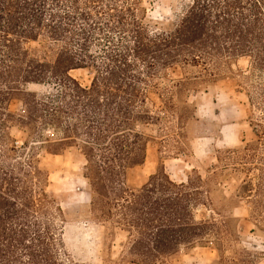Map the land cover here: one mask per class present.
Wrapping results in <instances>:
<instances>
[{"label": "trees", "instance_id": "trees-1", "mask_svg": "<svg viewBox=\"0 0 264 264\" xmlns=\"http://www.w3.org/2000/svg\"><path fill=\"white\" fill-rule=\"evenodd\" d=\"M241 58L250 63L254 138L224 151L223 168L206 180L193 170L175 182L162 170L126 189L127 172L146 159L150 139L141 128L160 121L156 103L178 128L189 117L192 82L160 87L164 74L191 67L200 69L195 82L216 81ZM76 70L92 71L91 83L82 85ZM14 100L20 112L10 109ZM13 130L25 135L21 145ZM72 147L85 159L91 213L116 218L128 233L127 264H165L207 239L222 243L228 231L238 238L240 221L227 213L235 202L223 196L217 207L214 199L231 175L264 232V0H189L167 21L148 20L144 0H0V264H78L37 160L38 151ZM202 206L210 219L197 217Z\"/></svg>", "mask_w": 264, "mask_h": 264}, {"label": "rangeland", "instance_id": "rangeland-1", "mask_svg": "<svg viewBox=\"0 0 264 264\" xmlns=\"http://www.w3.org/2000/svg\"><path fill=\"white\" fill-rule=\"evenodd\" d=\"M188 1L144 0V6L148 20L167 21L175 19ZM225 74L216 81L203 79L198 82L194 80L201 75L197 68L176 67L164 74L159 80L160 87H168L181 79L192 82L187 87V101L191 105L187 109L189 117L184 126L178 128L175 119L161 108L159 102L156 103L160 121L141 128L150 139L146 159L142 165L127 172L126 189L140 188L151 175L162 170L175 182H186L193 170L206 180L223 168L224 163L219 158L224 151L243 146L254 138L246 95L247 76L251 75L249 59L234 61ZM72 76L86 86L91 83L93 73L76 70ZM28 89L39 94L45 92V88L38 85H30ZM10 109L20 112L21 101L14 100ZM12 134L21 145L25 135L19 130H13ZM38 152L39 166L49 174L48 191L65 213L63 240L71 259L78 264H127L128 233L122 230L116 218L101 222L91 213L90 189L83 179L85 159L80 150L72 147L59 155L47 150ZM225 179L219 180L217 186L221 191L214 192V199L217 207L223 196L232 203H240L236 208L232 207L235 203L232 204L227 212L240 221L238 238L228 231L222 243L215 244L214 240L207 239L204 245L181 249L165 264H264V232L254 227L246 200L239 199V182L233 175ZM212 216L208 206L197 211L198 218L210 219ZM215 219L220 220L217 216ZM231 226L234 231L235 223Z\"/></svg>", "mask_w": 264, "mask_h": 264}]
</instances>
